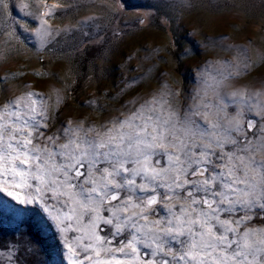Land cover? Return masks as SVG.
Here are the masks:
<instances>
[{
  "label": "snow or ice",
  "instance_id": "1",
  "mask_svg": "<svg viewBox=\"0 0 264 264\" xmlns=\"http://www.w3.org/2000/svg\"><path fill=\"white\" fill-rule=\"evenodd\" d=\"M35 4L37 33L53 35L46 18L60 5ZM246 68L228 62L183 110L176 92L160 91L99 125L68 121L51 135L42 96L6 100L0 192L40 209L34 227L54 224L68 264H264V93L221 91ZM253 112L259 122L245 119ZM26 251L37 249L28 241Z\"/></svg>",
  "mask_w": 264,
  "mask_h": 264
},
{
  "label": "rangeland",
  "instance_id": "2",
  "mask_svg": "<svg viewBox=\"0 0 264 264\" xmlns=\"http://www.w3.org/2000/svg\"><path fill=\"white\" fill-rule=\"evenodd\" d=\"M6 4L0 9V104L38 93L55 117L48 135L68 121L99 125L160 91L176 92L183 110L204 80L221 78L228 62L247 68L222 92L264 93V0H73L71 7L69 0H47L49 7L60 5L46 18L51 36L37 33L35 0ZM239 48L246 49L243 56ZM236 111V105L228 109ZM245 119L261 118L253 112ZM34 213L43 216L36 205L0 192V264H68L54 224L37 231ZM28 241L35 253L26 251Z\"/></svg>",
  "mask_w": 264,
  "mask_h": 264
}]
</instances>
